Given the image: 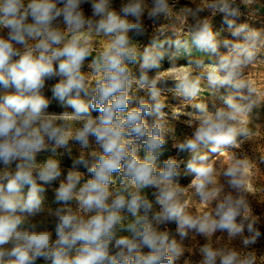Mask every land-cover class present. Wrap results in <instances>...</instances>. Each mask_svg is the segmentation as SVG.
Returning <instances> with one entry per match:
<instances>
[{"label": "clouds", "instance_id": "obj_1", "mask_svg": "<svg viewBox=\"0 0 264 264\" xmlns=\"http://www.w3.org/2000/svg\"><path fill=\"white\" fill-rule=\"evenodd\" d=\"M85 4L91 6V17L85 15ZM166 10V0H153L148 15ZM221 11L235 15L229 12L227 0ZM144 13L142 0H128L119 11L112 8V0H0V264H37L38 260L45 264H174L181 249L160 225L176 223L181 237L188 230L205 236L223 231L230 237L244 231L243 221L238 222L248 211L242 198L225 195L212 213L193 217L180 202L179 162L169 158L162 167L157 164L167 133L161 122L157 81L148 72L159 67L163 54L156 44L139 52L129 36L130 32L143 34ZM246 31L241 26L232 34ZM94 35L107 41L86 75ZM244 39L254 41L256 36L248 34ZM192 43L216 52L207 21L193 29ZM175 44L177 51L187 46L180 41ZM254 47V43L239 46L231 56L221 57L208 74L209 83L241 88L239 69L253 59ZM129 64H139L138 77ZM54 78L52 97L71 113L47 111L50 102L43 89ZM133 85L145 90L148 99L135 97ZM176 87L185 98L200 92L199 80H189L187 75ZM223 103L225 107L214 112L197 104L198 126L191 138L178 145L179 151L191 154L186 171L193 174L191 184L203 202L219 197L221 189L208 190L216 183L215 173L200 149L217 153L225 145L238 147L237 136L245 129L237 124L253 107L231 95ZM148 117L154 119L149 122ZM69 121L78 122L79 127L73 129ZM70 141L82 150H92L87 157L81 154L60 180V162L54 158L38 162L37 155L48 149L67 150ZM244 163L237 160L224 172L237 190L242 186L237 177ZM78 165L87 170L88 178L77 170ZM57 180L58 206L46 210V186ZM146 188L155 189L159 211L153 212V201L142 194ZM45 212L53 218L51 229L44 221L31 222ZM126 216L132 221L124 225ZM247 228L253 231L251 223ZM120 231L130 235L118 236ZM254 242V238L244 240L245 245ZM201 256L200 264H253L236 251L208 245L201 249Z\"/></svg>", "mask_w": 264, "mask_h": 264}, {"label": "rangeland", "instance_id": "obj_2", "mask_svg": "<svg viewBox=\"0 0 264 264\" xmlns=\"http://www.w3.org/2000/svg\"><path fill=\"white\" fill-rule=\"evenodd\" d=\"M127 2L128 0H112V8L119 11ZM142 3L145 8V13L141 17L143 34L136 35L130 32L129 36L139 52L156 44L159 46L156 50L163 54L159 67L148 72V76L157 81L158 100L163 105L161 122L167 133L166 144L157 161L158 166L162 167L163 161L169 158L179 162L181 176L178 182L183 189L180 202L185 206L188 215L196 217L204 213H212L218 200L225 195L242 198L248 209L246 217L238 218V222L242 220L244 223V231L235 237H230L223 231L205 236L195 230H188L187 235L181 237L177 232L176 223L160 225V230L168 231L181 249L182 254L175 259L174 264H200L201 249L205 245L213 249L233 250L242 259H252L253 264H264V0H227L229 12L235 15L221 11L223 0H166L167 10L153 17L148 15L152 10L153 0H142ZM83 9L85 15L91 17L90 4L83 5ZM205 21L208 22L215 37L216 52L198 49L192 43L193 29ZM241 26L247 31L240 36H234L232 33ZM248 34H254L256 39L245 41L244 36ZM106 41L107 38L102 35L92 36L93 51L85 62L86 75L92 71L88 65L103 51ZM176 41L187 46H182L177 51ZM249 43H254L255 47L252 49L253 59L239 69L241 72L239 81L243 86L237 89L231 85H211L208 74L218 65L221 57L231 56L235 48ZM128 67L134 76H139V64H129ZM185 75L189 80H199L200 92L195 98H185L177 90V83ZM56 82V78L47 80L43 89V94L50 102L47 111L56 115L71 113L72 109L64 107L52 97L51 87ZM132 94L135 97L148 99L146 91L136 85H133ZM229 95L236 97L238 102L252 103L253 107L242 118L243 122L237 124L238 128L245 129L243 134L237 136L238 147L225 145L217 153H212L208 148L200 149L201 154L207 155L206 163L212 165L215 173L216 183L209 185L208 190L211 191L214 187L221 189L219 197L203 202L191 184L194 179L193 174L186 171L191 154L179 151L178 145L191 138L198 126L201 113L196 108L197 104H203L208 111L214 112L218 108L225 107L223 100ZM240 97H244V100L240 101ZM153 119L154 117H148L149 122ZM69 123L73 129L79 127L76 121ZM91 150H82L79 144L70 141L69 149H57L55 153L51 149L42 151L37 155V161L57 159L63 169L59 179L63 180L67 171L73 168L74 161L81 154L87 157ZM237 160L245 162L242 173L237 177L242 184L239 190L232 188L228 183L229 178L224 175L227 168ZM76 167L84 173L85 178H88L87 170L82 165ZM58 185L59 180L46 186L44 194L46 210L58 206L55 203V189ZM116 187H119L118 179ZM154 192L153 188L142 190V194L153 201V212H156L159 211V206L154 202ZM122 215L126 214L122 213ZM41 221H44L50 229L53 227V218L47 216L46 212L35 217L31 222ZM131 221L132 217L126 216L122 224L127 225ZM249 223L253 225L252 232L248 231ZM117 235L126 236L130 233L120 231ZM253 238L254 243L244 244L245 239ZM37 264H45V262L38 260Z\"/></svg>", "mask_w": 264, "mask_h": 264}]
</instances>
